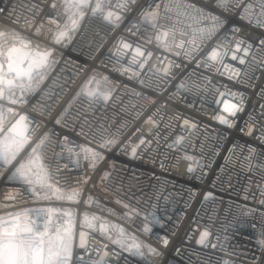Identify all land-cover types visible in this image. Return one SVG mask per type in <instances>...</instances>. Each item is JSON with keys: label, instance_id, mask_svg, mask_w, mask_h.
<instances>
[{"label": "built area", "instance_id": "obj_1", "mask_svg": "<svg viewBox=\"0 0 264 264\" xmlns=\"http://www.w3.org/2000/svg\"><path fill=\"white\" fill-rule=\"evenodd\" d=\"M225 2L227 9L216 0H100L93 15L97 0H89L57 44L68 20L64 0H0L9 46L18 33L29 48L51 50L32 88L14 90L20 103L0 100L13 109L3 128L24 115L30 139L0 168V217L41 230L50 222L52 233L71 225L70 264H264V27L255 24L264 17L259 0ZM109 11L121 17L113 16L115 26ZM151 12L159 15L145 20ZM213 50L227 52L222 66ZM233 104L242 108L235 117L225 111ZM45 133L38 152L49 183L79 191L76 202L11 177ZM85 148L102 154L95 167Z\"/></svg>", "mask_w": 264, "mask_h": 264}, {"label": "snow or ice", "instance_id": "obj_2", "mask_svg": "<svg viewBox=\"0 0 264 264\" xmlns=\"http://www.w3.org/2000/svg\"><path fill=\"white\" fill-rule=\"evenodd\" d=\"M232 3L239 4L240 0H231ZM261 4L260 17H264V0H259ZM65 12L68 14V20L65 24V30L60 31L55 39V43H60L61 40L69 34V30L74 31L78 25L79 20L76 18V13L79 9L88 7V0H64ZM122 8H127L126 3L120 5ZM216 6L220 8L227 9L229 3L225 0H216ZM55 7V4L53 5ZM251 5H247L244 12L241 14L242 19H247V13ZM75 9L76 11H72ZM0 11H3L0 9ZM102 11L100 0H97L95 7L92 9V14L95 15L97 12ZM159 15L157 12H151L145 15V20L151 17L153 20ZM115 16V21H119L121 17L111 11L107 13L105 19L115 26V21L112 19ZM79 19H83V13L79 14ZM214 21L219 20V16H213ZM252 22V21H250ZM255 24L259 27H264V20L257 19ZM37 34H39V29H37ZM211 34H215L214 31ZM163 36H167V33H163ZM14 42L9 46L8 39L9 34L0 32V100H7L11 104L20 103V100L14 98L15 91L19 89L21 94L25 90L32 88L33 73L37 72L40 68L44 67L47 63V59L51 56V52H33L25 50L29 48V43L24 41L19 37L18 33H13L10 37ZM160 39V36L157 37ZM16 41H19V46ZM237 43V51L240 50L239 44ZM260 44L264 46V40L260 41ZM124 48H129L131 45L124 43ZM252 46L244 48L245 56L248 54L249 48ZM6 48V51H5ZM136 53L143 56L144 53L139 47L135 49ZM187 55H191L188 53ZM227 52L220 53L213 50L211 53V60H218L222 66L224 63V57ZM232 60H236L237 56L235 54L231 57ZM135 60V57H133ZM239 63L244 64L245 60L243 57L239 58ZM219 71V68L217 69ZM222 74V73H221ZM238 74V70H237ZM43 77L41 76V79ZM231 79L232 77H228ZM27 81V83H25ZM79 95V94H78ZM223 95V94H221ZM12 112V108L3 109L0 107V121L3 120L4 112ZM225 111L229 113L230 116L235 117L242 108H238L236 105H226ZM28 118L21 115L18 120H16L10 127L4 129L2 123H0V168H5V166L13 165V162L17 160V157L24 151L25 147L30 143V139L26 132L29 131L28 126L23 121ZM220 123L224 125H229L230 121L225 117H216ZM57 124L61 123L60 119L55 121ZM187 123V121H185ZM251 134V130H249ZM49 137L47 133L36 143L34 147L30 150L29 159L27 162H20L18 166L14 167L11 171V177L14 180H23L27 184H37L40 188H47L51 190L52 196L56 199H67L69 201H75V197L79 196L81 193L79 191H72L70 193L61 192L58 188H53L49 183L51 176L42 162L41 155L38 149H41ZM112 143V142H110ZM143 143V141H141ZM107 144H101L100 147H107ZM84 152L86 154L85 158L91 159L93 162V167H95V161L97 159H102V154L91 149L85 148ZM132 155H136V149H132ZM189 172L192 171L191 168L188 169ZM107 175V174H105ZM87 183V181H84ZM264 191V190H262ZM52 196L45 194L43 199H51ZM90 199V198H89ZM264 203V202H262ZM126 207V206H125ZM43 211V210H41ZM49 213L56 211L55 209H48ZM11 215V214H9ZM85 223L89 228H95V225L87 220L85 217ZM50 222L44 225L43 230L37 227L35 221L25 222L20 224L17 220H9L4 217H0V264H70L73 255V234L72 226L70 225L67 229L60 230L56 229L54 233L49 231ZM113 227H117L113 225ZM101 230L104 231L105 226L101 225ZM148 229H145L147 231ZM123 229L120 232L123 234ZM80 242L79 247L85 248L87 250V245L85 243V233L80 232ZM207 232L201 235L200 243H204ZM114 243H119V241H114ZM167 241H165V244ZM137 249L139 248L136 245ZM150 251H155L154 249H149ZM107 255V253H105ZM227 264V262H225Z\"/></svg>", "mask_w": 264, "mask_h": 264}, {"label": "water", "instance_id": "obj_3", "mask_svg": "<svg viewBox=\"0 0 264 264\" xmlns=\"http://www.w3.org/2000/svg\"><path fill=\"white\" fill-rule=\"evenodd\" d=\"M77 19H79V16H78ZM64 30H65V29H64ZM69 31H70V30H69ZM19 46L23 47L22 45H19ZM25 50H29V51H33V52H40V53L51 52V50L42 51V50H38V49H36V48H34V47H30V48L25 49ZM49 57H50V56H49ZM49 57H48V59H49ZM48 59H47V63H48ZM47 63L45 64V66L47 65ZM42 68H43V67H42ZM42 68H40V69H42ZM40 69H39V70H40ZM25 83H27V81H25Z\"/></svg>", "mask_w": 264, "mask_h": 264}, {"label": "crops", "instance_id": "obj_4", "mask_svg": "<svg viewBox=\"0 0 264 264\" xmlns=\"http://www.w3.org/2000/svg\"><path fill=\"white\" fill-rule=\"evenodd\" d=\"M17 91L19 92V93L17 92V94H21V92H20V90H19V89H17Z\"/></svg>", "mask_w": 264, "mask_h": 264}, {"label": "rangeland", "instance_id": "obj_5", "mask_svg": "<svg viewBox=\"0 0 264 264\" xmlns=\"http://www.w3.org/2000/svg\"><path fill=\"white\" fill-rule=\"evenodd\" d=\"M89 1V0H88ZM82 9V8H81ZM81 9H79V10H81ZM72 11H76L75 9H73ZM18 92V91H17ZM5 113H7L6 111H5Z\"/></svg>", "mask_w": 264, "mask_h": 264}, {"label": "bare ground", "instance_id": "obj_6", "mask_svg": "<svg viewBox=\"0 0 264 264\" xmlns=\"http://www.w3.org/2000/svg\"><path fill=\"white\" fill-rule=\"evenodd\" d=\"M71 31V30H70ZM6 51V50H5Z\"/></svg>", "mask_w": 264, "mask_h": 264}, {"label": "trees", "instance_id": "obj_7", "mask_svg": "<svg viewBox=\"0 0 264 264\" xmlns=\"http://www.w3.org/2000/svg\"><path fill=\"white\" fill-rule=\"evenodd\" d=\"M19 93V92H18Z\"/></svg>", "mask_w": 264, "mask_h": 264}]
</instances>
